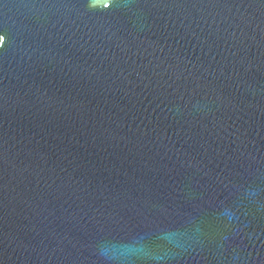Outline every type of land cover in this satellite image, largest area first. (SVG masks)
<instances>
[{
  "label": "water",
  "instance_id": "water-1",
  "mask_svg": "<svg viewBox=\"0 0 264 264\" xmlns=\"http://www.w3.org/2000/svg\"><path fill=\"white\" fill-rule=\"evenodd\" d=\"M0 264H264V0H0Z\"/></svg>",
  "mask_w": 264,
  "mask_h": 264
}]
</instances>
